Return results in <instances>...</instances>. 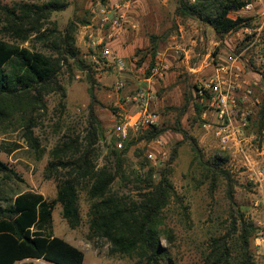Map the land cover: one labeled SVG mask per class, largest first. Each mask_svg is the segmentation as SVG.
<instances>
[{"label": "rangeland", "instance_id": "374dc122", "mask_svg": "<svg viewBox=\"0 0 264 264\" xmlns=\"http://www.w3.org/2000/svg\"><path fill=\"white\" fill-rule=\"evenodd\" d=\"M1 1L12 5L17 1L44 0ZM98 1L72 0L66 10L55 12L52 19L57 22L59 29H63L71 19L83 18L92 13ZM250 1L249 7L232 12V16L249 17L251 26L219 36L207 24L178 16L176 8L179 0H132L131 20L136 28H128L114 44L116 53L127 62L126 70L122 73L106 60L93 59L86 43L85 25H80L77 44L82 57L92 69L63 68L60 78L67 91L64 104L61 103V95H50L49 110L36 129V134L47 149L42 160L34 159L19 131L0 135V160L11 165L24 179H0V198H13L16 192L26 190L41 193L48 199L56 197V181L46 179L44 174L50 158L49 151L65 134H87L90 127L88 108L92 102L91 90L96 98L94 105L100 120V134L96 144L99 166L105 163L113 165V151L120 152L122 149L119 144L116 147L114 142L121 141L119 129L127 121L126 116L137 110L135 105L127 102L126 96L147 86L151 87L153 95L150 110L156 111L160 117L158 125L173 128L180 120L182 127L196 138L206 158L218 150L225 151L219 146L213 131L204 128L202 116L196 112L194 104L199 102L196 86L207 81L214 73L215 66L226 63L230 57H238L245 68L244 86L253 90L251 100L256 101V104L249 102L253 113L244 145L253 163H262L260 152L264 149V130L262 135L257 134V127L253 124L259 118L264 101V0ZM153 35L158 37V51L165 53L164 60L169 63L170 69L164 77L154 79L149 84L148 72L154 61L149 52ZM35 45L41 48V44ZM139 49L141 52L137 53ZM143 56L145 60L140 64ZM121 76L126 86L118 90L116 82ZM170 128L151 142L138 140L131 146L123 166L126 178L117 179L113 189L137 197L136 172L140 162L147 158L148 166L145 170L154 167L159 173L169 163L173 149L178 147V155L171 164L172 180L182 202H173L168 211L166 223L172 236L162 239L170 254V260L165 264H204L211 237L225 234L232 228V215L237 209L244 212L257 228L252 248L257 264H264V242L256 241L258 233L264 228V193L249 178L250 171L241 161L242 157L232 150L225 151L229 155L227 167L236 181L233 199L229 196L228 183L224 177L220 178L211 195L208 173L192 166L194 154L190 139ZM139 135L140 129H129L122 145L130 139H137ZM13 141L21 143L22 148L9 154L2 146ZM257 201H260V206H256ZM6 203V200L0 201V204ZM184 206L189 207V219L181 213L180 207ZM80 207L82 223L72 229L62 217L61 205L56 206L53 212L56 236L79 246L85 253L84 264H135L136 259L111 255L110 245L105 240L89 239V202L82 190ZM40 264L52 263L42 261Z\"/></svg>", "mask_w": 264, "mask_h": 264}, {"label": "trees", "instance_id": "16d2710c", "mask_svg": "<svg viewBox=\"0 0 264 264\" xmlns=\"http://www.w3.org/2000/svg\"><path fill=\"white\" fill-rule=\"evenodd\" d=\"M71 1H17L9 5L0 0V135L19 131L36 161L42 160L47 153L36 129L49 110L48 97L59 94L64 104L63 99L67 96L60 78L63 68L92 69L82 57L77 31L80 25L92 21L93 13L71 19L63 29H59L52 19L55 12L66 10ZM250 2L179 0L176 14L207 24L217 35L224 36L251 26L249 17L232 16V12L243 9ZM151 42L149 52L155 61L160 41L153 35ZM26 43L33 45L27 46ZM35 44H41V48ZM144 60L145 56L141 57L140 64ZM262 78L264 81V71ZM91 98L87 134H65L49 151L44 174L46 179L56 181V197L48 199L34 191H19L13 198H0V201H7L5 205L0 204V264H16L26 259H42L52 264H84V251L56 236L53 218V212L60 204L68 226L72 229L79 227L83 220L81 190L89 202V239L105 240L110 245L111 255L136 259L135 264H165L170 260L169 249L163 245L162 239L172 236L166 223L171 204L182 202L172 180L171 164L178 155V147L173 149L169 163L159 173L154 167L145 170L147 158L140 162L136 172L137 197L113 189L117 179L126 178L123 166L131 146L138 140L151 142L170 127L153 125L141 128L137 139L125 142L120 152L113 151V165L99 166L96 144L100 120L92 90ZM194 105L196 112L202 115L205 106L198 101ZM254 125L257 134L262 135L264 101ZM170 129L190 139L194 154L192 166L208 173L211 195L220 178L224 177L233 199L236 181L227 167L229 155L226 150H218L206 158L196 138L182 127L180 120ZM118 144V140L114 142L116 147ZM2 147L12 154L22 145L13 141ZM4 178L24 180L16 169L0 160V179ZM180 208L182 215L189 219V207ZM232 217V228L227 233L211 237L204 264H257L252 248L257 231L255 224L238 209Z\"/></svg>", "mask_w": 264, "mask_h": 264}, {"label": "built area", "instance_id": "2783aa9c", "mask_svg": "<svg viewBox=\"0 0 264 264\" xmlns=\"http://www.w3.org/2000/svg\"><path fill=\"white\" fill-rule=\"evenodd\" d=\"M92 13V21L84 27L91 56L96 61L106 60L116 66L120 73L124 72L127 62L116 53L114 44L128 28H136L131 20L132 0H99ZM164 57L163 51L156 53L154 65L147 77L149 84L153 83L154 79L164 77L169 71L170 65ZM244 74L245 68L238 61V57H230L226 63L215 66L212 76L198 85L197 95L199 102L205 106L201 115L204 128L213 131L223 150H232L242 157L241 161L250 171L249 178L264 193V149L260 152L262 163L254 164L244 145L250 116L253 113L249 102L256 104V101L251 100L253 90L244 86ZM125 86V80L121 76L116 82V88L120 90ZM126 99L128 103L135 105L137 110L126 116L127 121L119 129L120 147L127 138L129 129L138 130L158 125L160 118L156 111L150 110L153 100L150 86L138 89L133 95L126 96ZM260 204V201L256 202V206ZM262 205L264 207V198ZM256 241L264 242V228L258 233Z\"/></svg>", "mask_w": 264, "mask_h": 264}, {"label": "crops", "instance_id": "0c3cea01", "mask_svg": "<svg viewBox=\"0 0 264 264\" xmlns=\"http://www.w3.org/2000/svg\"><path fill=\"white\" fill-rule=\"evenodd\" d=\"M27 191V190H26ZM26 191H23V192H26ZM29 191H31V190H29ZM67 241L68 242H70V243H72L73 245H75L76 247H78L79 248V246H77L76 244H74L73 242H71L70 240H68L67 239ZM81 249V248H80ZM42 261H44V260H42V259H26V260H24V261H21V262H18V263H16V264H24V263H30V264H40ZM47 262V261H46ZM49 263V262H48Z\"/></svg>", "mask_w": 264, "mask_h": 264}]
</instances>
